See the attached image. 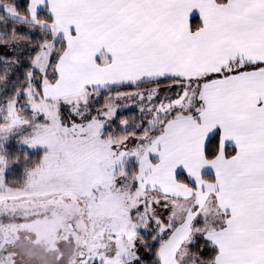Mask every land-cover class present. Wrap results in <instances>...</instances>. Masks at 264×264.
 <instances>
[{
  "label": "snow or ice",
  "instance_id": "1",
  "mask_svg": "<svg viewBox=\"0 0 264 264\" xmlns=\"http://www.w3.org/2000/svg\"><path fill=\"white\" fill-rule=\"evenodd\" d=\"M0 264H264V0H0Z\"/></svg>",
  "mask_w": 264,
  "mask_h": 264
}]
</instances>
